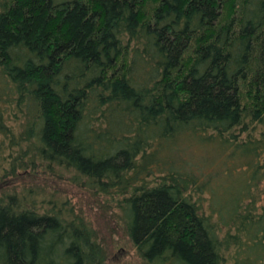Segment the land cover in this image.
<instances>
[{
    "label": "trees",
    "instance_id": "trees-1",
    "mask_svg": "<svg viewBox=\"0 0 264 264\" xmlns=\"http://www.w3.org/2000/svg\"><path fill=\"white\" fill-rule=\"evenodd\" d=\"M0 178V264H264V0H0Z\"/></svg>",
    "mask_w": 264,
    "mask_h": 264
},
{
    "label": "rangeland",
    "instance_id": "rangeland-1",
    "mask_svg": "<svg viewBox=\"0 0 264 264\" xmlns=\"http://www.w3.org/2000/svg\"><path fill=\"white\" fill-rule=\"evenodd\" d=\"M8 180L5 182H8V184L10 185V182H13V180H10V179H8ZM2 181L3 180L0 178V182H1L0 188L3 185L7 184L5 182L2 183ZM235 184H238V183L236 182ZM20 185H21V183H20ZM57 186H59V189L62 190V192H65L63 190H66V189L68 190V192L66 194L67 198L69 200H72V202H74V204L76 205V208H75L76 211L78 210L79 205L82 206L81 210L83 211V216H87L88 219H91V221H89V222H90V224L92 222L91 225H92L93 229L101 230V229L106 227V225H107L106 219L104 220V215H106L105 209L108 208V205L106 202L101 200L102 201L101 207H97L96 205L94 207H92L94 205V203L92 201L91 195L88 196L84 192L76 190L75 187H71L66 182H59V185H57ZM64 195H65V193H64ZM99 212H101L100 216H99ZM101 215H103V216H101ZM99 217H100V220L97 219ZM117 232L119 234L116 237V239H118V241H117V243L114 244V246H111L109 243H108V246L106 244H103V247L106 248V250L108 251V254L110 255L109 260L112 261V264H140L138 257L136 256V254L132 250V247L127 242V240L123 238L121 230L116 228V233Z\"/></svg>",
    "mask_w": 264,
    "mask_h": 264
}]
</instances>
